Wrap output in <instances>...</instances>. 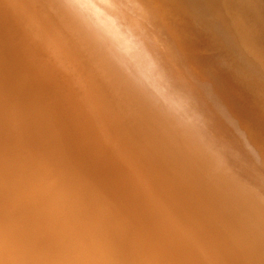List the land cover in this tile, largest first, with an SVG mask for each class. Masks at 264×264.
Wrapping results in <instances>:
<instances>
[{"label":"bare ground","instance_id":"obj_1","mask_svg":"<svg viewBox=\"0 0 264 264\" xmlns=\"http://www.w3.org/2000/svg\"><path fill=\"white\" fill-rule=\"evenodd\" d=\"M162 77L74 0H0V264H264V0H111Z\"/></svg>","mask_w":264,"mask_h":264},{"label":"clouds","instance_id":"obj_2","mask_svg":"<svg viewBox=\"0 0 264 264\" xmlns=\"http://www.w3.org/2000/svg\"><path fill=\"white\" fill-rule=\"evenodd\" d=\"M78 13L86 20L97 37L108 44L116 53L132 60L139 68L144 81L160 96L165 104H171L179 110L180 106L166 95L162 86V77L150 60L146 64L140 61L137 48L111 15V0H74Z\"/></svg>","mask_w":264,"mask_h":264}]
</instances>
